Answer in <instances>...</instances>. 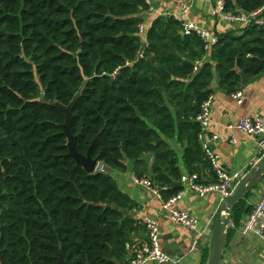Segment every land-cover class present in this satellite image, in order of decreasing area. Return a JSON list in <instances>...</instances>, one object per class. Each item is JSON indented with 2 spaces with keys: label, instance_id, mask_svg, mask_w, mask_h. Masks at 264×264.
I'll return each instance as SVG.
<instances>
[{
  "label": "trees",
  "instance_id": "16d2710c",
  "mask_svg": "<svg viewBox=\"0 0 264 264\" xmlns=\"http://www.w3.org/2000/svg\"><path fill=\"white\" fill-rule=\"evenodd\" d=\"M225 2L232 13L264 6ZM148 10L145 0H0V264H128L146 226L126 214L136 204L109 172L130 161L164 200L177 195L184 175L165 139L185 148L188 175L216 181L199 139L197 117L214 94L205 91L214 73L228 95L243 89L238 70L264 75V28L220 34L207 51L174 17L159 16L141 53ZM73 102L78 152L91 151L104 173L69 157L61 107ZM252 191L232 209L236 226L254 209Z\"/></svg>",
  "mask_w": 264,
  "mask_h": 264
},
{
  "label": "crops",
  "instance_id": "0c3cea01",
  "mask_svg": "<svg viewBox=\"0 0 264 264\" xmlns=\"http://www.w3.org/2000/svg\"><path fill=\"white\" fill-rule=\"evenodd\" d=\"M155 13H145L144 23L149 29L153 21L159 16H173L180 13V5L192 6L190 12L183 15L186 23H193L209 31L216 38L220 34L229 32L240 33L246 26L240 23H229L222 17L213 14L218 0H151ZM239 13H244L237 10ZM264 17V15H263ZM144 47L147 45L146 36L142 35ZM209 61L208 55L204 61ZM238 70V69H237ZM240 74L241 71L238 70ZM217 76V75H216ZM217 79V77H216ZM248 80L246 85H241L244 98L238 103L232 95H228L218 87L214 90L212 105V122L207 131V138L218 136L213 142L212 148L220 157V161L232 174H240L244 178L255 168L260 161L261 151L256 139L245 133H241L233 127L244 118H256L264 112V75L256 80ZM176 150L179 167L183 175H188L183 156L184 147L177 140L165 139ZM234 141V142H233ZM149 166L154 157L147 156ZM126 171L111 170L109 173L115 180L119 190L136 204V208L126 211L131 218L145 222L154 220L159 225L160 248L169 255L170 261L166 264H207L205 252L210 253V244L213 228L217 215L223 204L222 198L215 192L205 196L191 190L187 184H182V199L177 203L178 208L190 212L200 222L204 235L199 245L194 249L195 235L175 223L162 208V200L156 197L150 190L141 185L134 172L133 164L125 161ZM264 193V180L252 191L247 199V206L255 207ZM247 216H244L239 226L231 219L228 234V245L221 264H264V242L257 236H242V225ZM148 234L146 229L140 230L133 237V244L146 242ZM129 256L133 252L128 247Z\"/></svg>",
  "mask_w": 264,
  "mask_h": 264
},
{
  "label": "built area",
  "instance_id": "2783aa9c",
  "mask_svg": "<svg viewBox=\"0 0 264 264\" xmlns=\"http://www.w3.org/2000/svg\"><path fill=\"white\" fill-rule=\"evenodd\" d=\"M145 2L149 6L148 12L155 13L156 11L152 1L145 0ZM191 9L192 6L190 5H180V13L174 18L182 24V32L184 35L189 36L196 34L205 44V49L210 51L213 45L217 43V38L209 31L201 29L193 23H186L182 18V16L188 14ZM263 13L264 6L253 13L227 12L225 0H218L213 11L216 17H222L229 23H240L243 25L254 24L264 28ZM147 28L146 23H143L140 26V35L146 36L148 31ZM140 58H143V54L140 55ZM199 65L200 63L196 64L195 71H198ZM232 97L238 103H241L244 94L238 91L232 94ZM212 105L213 97H209L202 105V111L197 117V122L201 126L199 139L202 143L203 151L206 154V159L210 163L212 171L215 174L216 181L210 185H202L198 183V174H194L184 175L181 179V183L187 184L191 190L199 193L201 196H205L210 192H215L221 196L222 202H224V200L234 192L239 183L244 179V176L237 173L232 174L220 161V157L212 148L213 142L218 139V136L214 135L207 138V131L212 122ZM233 129L254 137L260 148L261 158H264V112L259 117L240 120ZM106 171L107 167L99 162L96 172L104 173ZM138 182L162 200V208L172 221L188 229L195 235L194 249H196L204 235V230L201 229L200 222L196 216L178 208L177 203L182 199L183 192L181 191L170 199L164 200L161 195V189L158 186L152 185L148 179L138 180ZM144 224L148 234L147 241L129 246L133 252V258L128 264L168 263L170 261L169 255L160 248V230L158 223L154 220H147ZM250 235L257 236L264 242V193L261 200L254 207L252 213L247 216L242 225V236L247 237Z\"/></svg>",
  "mask_w": 264,
  "mask_h": 264
},
{
  "label": "water",
  "instance_id": "95a60500",
  "mask_svg": "<svg viewBox=\"0 0 264 264\" xmlns=\"http://www.w3.org/2000/svg\"><path fill=\"white\" fill-rule=\"evenodd\" d=\"M184 36V33L181 32ZM145 47L141 50L143 53ZM237 70V68L235 69ZM216 73H214V81L212 82L210 88L206 89L205 92L213 91L218 87L216 80ZM242 85L248 83L247 78L244 74H241ZM75 102H73L69 107H61L63 113L66 116V121L63 126V135L68 140L69 147V157L73 158L76 163L83 167L88 173H96L97 166L99 164L98 159H93L91 156V151L88 152L87 156H83L78 152L77 149V138L72 133V122H73V112H74ZM264 180V158L260 163L253 168V170L239 183L234 192L227 197L217 215L216 222L213 228L210 244V253L207 264H221L224 259V253L228 245V234L229 226L231 222V212L233 207L240 202L249 192L254 190L262 181ZM176 187L181 188L182 184L177 183ZM110 206V205H108ZM115 209H119L117 205H113ZM63 263V258L60 264Z\"/></svg>",
  "mask_w": 264,
  "mask_h": 264
}]
</instances>
